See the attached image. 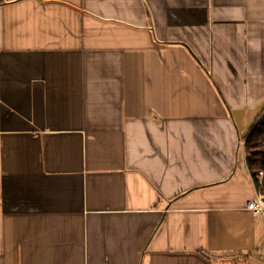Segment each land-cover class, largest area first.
Returning <instances> with one entry per match:
<instances>
[{"label": "crops", "instance_id": "crops-1", "mask_svg": "<svg viewBox=\"0 0 264 264\" xmlns=\"http://www.w3.org/2000/svg\"><path fill=\"white\" fill-rule=\"evenodd\" d=\"M263 109L264 0H0V264H264Z\"/></svg>", "mask_w": 264, "mask_h": 264}, {"label": "trees", "instance_id": "trees-1", "mask_svg": "<svg viewBox=\"0 0 264 264\" xmlns=\"http://www.w3.org/2000/svg\"><path fill=\"white\" fill-rule=\"evenodd\" d=\"M263 112L264 109L261 114ZM245 143L247 167L256 181L258 192L264 197V179L261 182L257 179L258 173L264 172V115L252 126Z\"/></svg>", "mask_w": 264, "mask_h": 264}, {"label": "built area", "instance_id": "built-area-1", "mask_svg": "<svg viewBox=\"0 0 264 264\" xmlns=\"http://www.w3.org/2000/svg\"><path fill=\"white\" fill-rule=\"evenodd\" d=\"M243 158L254 188V196L252 200L248 202L247 209L252 213L253 216L260 217L264 221V197L258 192V189L256 187V181L247 167L245 149L243 152ZM257 179H259V181L261 182L264 179V172H259L257 175Z\"/></svg>", "mask_w": 264, "mask_h": 264}, {"label": "rangeland", "instance_id": "rangeland-1", "mask_svg": "<svg viewBox=\"0 0 264 264\" xmlns=\"http://www.w3.org/2000/svg\"><path fill=\"white\" fill-rule=\"evenodd\" d=\"M263 115H264V112H263V114H260V117H259L260 121H261Z\"/></svg>", "mask_w": 264, "mask_h": 264}]
</instances>
